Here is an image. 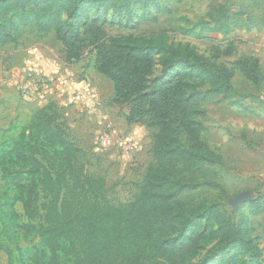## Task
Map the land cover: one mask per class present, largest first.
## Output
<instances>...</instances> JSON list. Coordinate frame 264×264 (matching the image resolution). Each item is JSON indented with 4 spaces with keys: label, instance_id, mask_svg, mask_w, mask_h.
<instances>
[{
    "label": "trees",
    "instance_id": "16d2710c",
    "mask_svg": "<svg viewBox=\"0 0 264 264\" xmlns=\"http://www.w3.org/2000/svg\"><path fill=\"white\" fill-rule=\"evenodd\" d=\"M134 2L0 0V46L17 45L24 28L53 32L68 63L92 56L93 68L112 83L110 102L126 106L125 122L154 129L152 160L137 193L113 205L104 178L90 174L81 161L82 149L60 106L49 101L39 107L15 138L0 146L2 179L27 219L22 228L38 237L35 255L45 264H247L237 255L217 259L233 250L250 259L261 256L243 220L232 223L216 201L198 194L201 187L226 194L214 169L224 157L203 137L201 105L213 94L233 93L235 72L259 83V62L241 55L229 67L217 61L218 47L204 55L191 45L169 42L165 29L108 35L105 25L113 23L105 17L108 11L131 18ZM241 15L242 10L231 11L226 4L211 6L204 26L228 33ZM140 18L157 20L148 13ZM157 62L160 73L153 76ZM248 208L252 214L264 210V191ZM202 219L214 221L217 230L182 232ZM211 233L215 243L194 263ZM0 248L13 264L12 249L1 240Z\"/></svg>",
    "mask_w": 264,
    "mask_h": 264
},
{
    "label": "rangeland",
    "instance_id": "374dc122",
    "mask_svg": "<svg viewBox=\"0 0 264 264\" xmlns=\"http://www.w3.org/2000/svg\"><path fill=\"white\" fill-rule=\"evenodd\" d=\"M219 4H226L231 11H243V15L234 19L228 33L213 32L204 26L210 7ZM132 8L131 18L125 15L117 18V15L108 11L105 17L113 21L112 25H105L108 35L149 34L165 29L169 42L191 45L204 55L211 54L218 47L221 53L217 61L229 67H232L241 55L258 60L259 83L251 84L235 72L232 80L233 93L213 94L201 105L205 110V115L201 118L206 128L203 137L211 148L224 157L223 164L215 165L214 169L226 194H220L217 189L211 187H201L198 194L207 202L216 201L219 209L232 223L238 224L242 219L246 235L251 237L261 250V256L258 258L250 259L241 251L233 250L217 259L237 255L245 259L247 264H264V210L252 214L248 208L249 201L264 191V0H137L132 4ZM143 13L153 15L157 20L141 19ZM23 31L19 46H0V76L3 77L1 81L4 83V80L9 79V84H4L10 85L12 72L9 67H19L21 74L22 71L26 72L25 77L18 81L13 89L3 91L6 94L0 95V146L17 136L19 128L28 123L30 114L36 108L34 105L38 103L21 96L18 88L21 82L35 83L40 79H47L52 84L59 71H70V68L78 75L75 80L81 81L85 79L81 76V69H86L92 64L90 55H85L77 62L68 63L65 49L53 32L39 34L33 27ZM227 48L232 51L229 55L223 53ZM159 56L157 55L156 59H159ZM40 62L44 64V69L39 66ZM159 73L160 66L157 62L153 76ZM90 78L97 88L100 104L97 105V101L96 104L89 103L83 107L86 110L90 109L87 107L93 109L89 113V122L96 124L101 120V124L97 128L94 127L95 130L91 126L88 131L85 129L87 121L82 123L84 128L77 124L74 128L76 135L73 133L72 137L82 146L80 159L86 170L92 175L104 178L109 202L119 205L133 199L138 191L146 166L152 160L151 143L154 129L125 122L123 113L127 110L126 106L113 105L110 102L113 95L112 83L95 72ZM48 102L49 100L46 103ZM59 109L62 113L68 111L63 107ZM107 126L116 129V136L110 144L112 146L114 141L115 145L102 153L93 152L92 149L96 146L105 148L99 146L98 138L99 133ZM128 139L133 140L136 146L129 156H123L121 145ZM95 140L97 142H94ZM3 159L0 157V240L12 249L13 264H45L44 257L38 258L35 255L34 248L39 244L38 237L34 233H26L22 228L27 219L18 197L2 179V168L5 165ZM243 191H249L251 198L235 204L232 199ZM217 228L214 221L202 219L181 231L189 234L193 231L208 232ZM213 237L215 233H211L210 238L201 242L198 254L193 259L194 263L215 243ZM0 264H9L8 256L2 248Z\"/></svg>",
    "mask_w": 264,
    "mask_h": 264
},
{
    "label": "crops",
    "instance_id": "0c3cea01",
    "mask_svg": "<svg viewBox=\"0 0 264 264\" xmlns=\"http://www.w3.org/2000/svg\"><path fill=\"white\" fill-rule=\"evenodd\" d=\"M24 29H22L20 32V40L17 45L11 43V44H6L1 47L10 46V45L14 47L19 46L21 44ZM72 65L73 64H71V66ZM39 66H41V69H44V64H42L41 62L39 63ZM8 69L12 72L10 76L11 83L10 85H5L1 81L3 77L0 76V95L6 94L3 91H8L10 89H13L16 83L18 81H21V79L25 77L26 72L22 71V74H21V69H19V67L17 66L14 68L9 67ZM81 71L83 72L81 76L85 78L81 81H77L78 79L75 80L78 75L77 73L73 72V69L71 68H70V71H66V72L59 71V73L55 75L56 79L51 84V89L49 93L46 95V98L44 100H40L37 104L34 105L36 108L30 115H32L39 107L46 104L47 100H49V101H54L58 106L63 107L64 109L66 108L68 110L67 112L64 111V115H65L67 124L70 128L71 134L74 133L76 135V131L74 130V128L76 127L77 124L84 128V125H82L84 121L88 122V125L85 126V129H87V131L90 129L91 126H92V129L94 127L97 128L99 124H101L99 123L101 122V120H98L96 124L94 122L93 123L89 122L88 118L91 117L89 116V113L93 109L92 107H87L90 109L86 110L83 106L89 103L96 104L97 101H98L97 105L100 104V98L96 92L97 88L90 78L94 76V72L96 74H100V73L96 69L93 68L92 64L89 67H86V69L82 68ZM76 100H78V102L75 103ZM68 115H69V118H68ZM96 128H94V130ZM111 128H112V139L114 140L116 136V129H113V127ZM87 131L85 130V132ZM94 142H97V141L95 140ZM77 145L80 148L82 147L80 144H77ZM114 145H115V142L113 141L112 146L111 145L107 146V148L110 147L112 149ZM104 150L106 149H101L97 146L92 149L93 152H99V153H102Z\"/></svg>",
    "mask_w": 264,
    "mask_h": 264
},
{
    "label": "built area",
    "instance_id": "2783aa9c",
    "mask_svg": "<svg viewBox=\"0 0 264 264\" xmlns=\"http://www.w3.org/2000/svg\"><path fill=\"white\" fill-rule=\"evenodd\" d=\"M9 79L4 80V83L9 84ZM19 92L21 96L31 102H39L49 93L51 89V84L47 79H40L35 83L31 82H21L18 85ZM112 141V128L107 126L103 131L99 133L98 144L100 147H105L111 144ZM136 144L133 140H125L121 145V152L123 156H129L132 150L135 148Z\"/></svg>",
    "mask_w": 264,
    "mask_h": 264
},
{
    "label": "water",
    "instance_id": "95a60500",
    "mask_svg": "<svg viewBox=\"0 0 264 264\" xmlns=\"http://www.w3.org/2000/svg\"><path fill=\"white\" fill-rule=\"evenodd\" d=\"M251 198V194L249 191H243L236 195L232 200L235 204L242 203L246 200H249Z\"/></svg>",
    "mask_w": 264,
    "mask_h": 264
}]
</instances>
